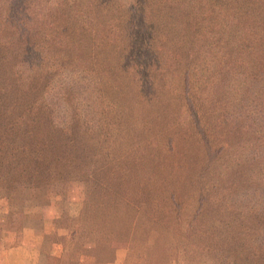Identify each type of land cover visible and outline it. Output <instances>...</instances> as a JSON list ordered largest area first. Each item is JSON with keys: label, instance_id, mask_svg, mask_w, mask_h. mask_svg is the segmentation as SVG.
I'll use <instances>...</instances> for the list:
<instances>
[{"label": "rangeland", "instance_id": "obj_1", "mask_svg": "<svg viewBox=\"0 0 264 264\" xmlns=\"http://www.w3.org/2000/svg\"><path fill=\"white\" fill-rule=\"evenodd\" d=\"M40 3L0 0L2 250L14 246L22 211L32 210V220L41 219L51 240L66 246L70 264L101 250L125 264H222L203 247L186 256L182 240L155 233H177L200 197L217 220L221 212L238 213L264 186V0ZM18 96L30 104L44 100L56 125L92 120L94 130L82 124L75 135L82 157H73V177L14 179ZM92 163L111 169L100 180L117 172L109 180L124 183L119 202L140 198V209H104L97 192L84 211L88 184L81 172ZM215 186L225 188L220 209Z\"/></svg>", "mask_w": 264, "mask_h": 264}, {"label": "trees", "instance_id": "obj_2", "mask_svg": "<svg viewBox=\"0 0 264 264\" xmlns=\"http://www.w3.org/2000/svg\"><path fill=\"white\" fill-rule=\"evenodd\" d=\"M37 1L38 4H41V0ZM44 9L47 10L45 7ZM74 15L79 18L81 12L77 13V10H74ZM36 31L47 41L41 31ZM17 98L18 100H14V179L18 181L26 179L29 183H33L38 180L42 181L41 178H46L44 181L48 182L76 173L78 160L76 161L73 157L80 158L82 154L80 152L81 144L75 135L81 132L82 124L86 131H89L90 128L94 130V126H90L92 120H84L81 123L72 117L67 123L56 125L50 115L45 114L50 106L44 100L41 104H36V102L30 104L22 96ZM101 105H94V109H101ZM102 110L105 108L103 107ZM189 111L196 117V110L193 106H189ZM59 133L61 135H58ZM73 150H77V155L72 152ZM92 164L85 172H81L88 184L84 211L87 212L89 208H92L93 193L97 192L102 193L104 200L102 199L100 207H104V209H111L120 204L133 210L140 209L144 201L139 197V200L131 201L126 198L119 202L118 192L122 190L124 183L117 180L110 181L117 172L112 171L113 174L107 179L100 180L99 175L102 172L111 173V169L109 167L99 168L95 163L93 166ZM53 166L56 170L47 172ZM145 187L144 195L147 197L149 192L152 193V188L150 185ZM213 189L215 196L212 200L220 209L224 203L225 188L224 186H215ZM252 194V198L242 203V209H238V213L221 212L217 220L208 212H204V198L200 197L199 208L188 222H183L177 233L176 231H157L155 236L179 238L183 241L182 252L186 256L192 249L203 247L202 249L213 253L212 256L222 264H264V186H259L258 190ZM168 201L173 203L174 211L180 210L181 204L174 194H170ZM242 214H245L244 218H242ZM152 220L156 223L159 222L154 218ZM165 222L160 221V223ZM177 222L179 223L178 217ZM108 234L122 235L111 231ZM124 239L123 236L120 238V240Z\"/></svg>", "mask_w": 264, "mask_h": 264}, {"label": "crops", "instance_id": "obj_3", "mask_svg": "<svg viewBox=\"0 0 264 264\" xmlns=\"http://www.w3.org/2000/svg\"><path fill=\"white\" fill-rule=\"evenodd\" d=\"M22 211V210H21ZM32 210H23L18 234L14 235V246L3 251L0 244V264H70L66 246L52 241L44 232L42 220H32ZM78 264H125L115 252L101 250L92 257L79 258Z\"/></svg>", "mask_w": 264, "mask_h": 264}]
</instances>
